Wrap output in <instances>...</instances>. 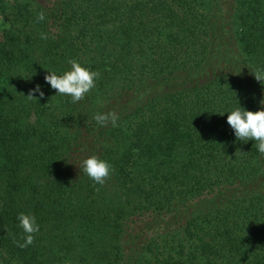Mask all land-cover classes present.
<instances>
[{
    "label": "trees",
    "instance_id": "16d2710c",
    "mask_svg": "<svg viewBox=\"0 0 264 264\" xmlns=\"http://www.w3.org/2000/svg\"><path fill=\"white\" fill-rule=\"evenodd\" d=\"M6 2L0 264H264V154L217 113L261 107L264 0ZM70 59L100 77L59 102L44 77ZM36 84L37 112L55 109L35 137ZM93 154L113 166L104 184L79 169ZM21 212L39 224L26 247Z\"/></svg>",
    "mask_w": 264,
    "mask_h": 264
},
{
    "label": "clouds",
    "instance_id": "9594fccd",
    "mask_svg": "<svg viewBox=\"0 0 264 264\" xmlns=\"http://www.w3.org/2000/svg\"><path fill=\"white\" fill-rule=\"evenodd\" d=\"M38 19L43 20L44 14L40 13ZM41 35L42 38H47L46 35ZM68 63L70 65L69 68L60 73L49 70L45 74L44 79L52 89L56 90V94L68 96L75 103L83 99L95 87L100 73L76 59H70ZM254 73L256 79L264 83V71L254 70ZM36 93L39 94V97L45 96V92L40 84H36L27 96L31 99L37 97ZM260 105L261 107L257 110H250L239 103V106L217 113L223 115L227 112V122L233 129L235 137L244 142L254 140L256 150L264 154V98L260 100ZM94 119L98 124L104 125L111 121L113 126H115L118 117L114 112L97 113ZM79 169L98 184H104L106 178L114 170L112 164L107 159L95 154L83 158L80 161ZM17 219L18 226L23 229L25 234L24 243L20 246L26 247L33 242V233L39 231V224L35 215L25 212L19 213Z\"/></svg>",
    "mask_w": 264,
    "mask_h": 264
},
{
    "label": "rangeland",
    "instance_id": "374dc122",
    "mask_svg": "<svg viewBox=\"0 0 264 264\" xmlns=\"http://www.w3.org/2000/svg\"><path fill=\"white\" fill-rule=\"evenodd\" d=\"M5 1V0H3ZM7 2V6H9L8 2L12 0H6ZM9 12V10H6L4 11V14H7ZM4 14L0 13V38L2 37L1 34L3 33L4 30H6L7 28L10 27L9 25V22L6 20L8 19L6 16L4 18ZM34 82H40L42 83L43 81L41 80L40 81V78L38 80H35ZM54 91V94L56 96V98L59 100L58 96L59 94H56V90H53ZM37 96V93L35 94ZM35 98L36 97H33L31 99L28 98V100H30V106L28 104V110H29V113L31 114V117H29V123L34 125L37 129L35 131H32V133L34 134V136L36 137L37 134H38V131L43 129V125L42 124H39L38 121L39 120H42L43 118H48L50 113H52L54 111L55 108H52L51 109H48V107L50 106L49 104H46L48 102L45 103L46 105V110H44V112L42 113L41 111L40 112H37L36 110V101H35ZM27 101V100H26ZM60 102V100H59ZM27 103V102H26ZM29 103V102H28ZM60 104V103H59ZM41 118V119H40ZM48 123V122H47ZM44 124V123H43ZM57 136H61V134H64V137L65 139L68 138V136L71 134V129H70V126L66 129L64 128H60L59 126L57 127ZM85 177H88L87 175H84L83 178L86 179ZM109 183V184H108ZM105 187H107L110 191H112V198L113 199H116L117 197L114 195L116 192L119 191V186L117 185V183H113V182H108ZM84 184V181H81L78 183V186H82ZM86 184V183H85ZM115 184V185H114ZM86 186V185H85ZM78 187V188H79ZM87 195V194H86Z\"/></svg>",
    "mask_w": 264,
    "mask_h": 264
}]
</instances>
